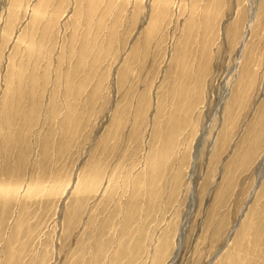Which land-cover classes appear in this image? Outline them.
Returning <instances> with one entry per match:
<instances>
[{"label":"rangeland","instance_id":"1","mask_svg":"<svg viewBox=\"0 0 264 264\" xmlns=\"http://www.w3.org/2000/svg\"><path fill=\"white\" fill-rule=\"evenodd\" d=\"M263 184L264 0H0V264H264Z\"/></svg>","mask_w":264,"mask_h":264},{"label":"bare ground","instance_id":"2","mask_svg":"<svg viewBox=\"0 0 264 264\" xmlns=\"http://www.w3.org/2000/svg\"><path fill=\"white\" fill-rule=\"evenodd\" d=\"M243 48H244V46H242L241 49L243 50ZM263 188H264V184H263ZM263 188H262V190H261L262 192L260 193V196H261V195L263 194V192H264V191H263Z\"/></svg>","mask_w":264,"mask_h":264}]
</instances>
